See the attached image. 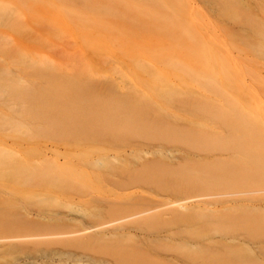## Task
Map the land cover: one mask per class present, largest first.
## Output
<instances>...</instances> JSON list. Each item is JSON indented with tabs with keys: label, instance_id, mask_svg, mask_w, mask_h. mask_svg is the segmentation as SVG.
<instances>
[{
	"label": "rangeland",
	"instance_id": "rangeland-1",
	"mask_svg": "<svg viewBox=\"0 0 264 264\" xmlns=\"http://www.w3.org/2000/svg\"><path fill=\"white\" fill-rule=\"evenodd\" d=\"M199 2L0 0V236L42 234L50 229L49 224L45 225L47 217L68 221L84 213L92 214L100 208L106 214L104 219L108 220L114 210L109 204L121 200L117 199L121 194L123 199L124 194L135 191L154 195L171 188L184 189L190 187L189 184L200 186L189 189L197 194L207 190V180L208 184H213L209 178L217 174V170L205 171L200 168L202 165L190 167L182 163L180 167L168 166L170 160L167 158L170 157L166 155L159 158L168 161L166 171L160 177L161 183L155 180L157 177L145 176L142 181L137 178L131 180L128 175L115 179L110 176L112 180L108 181L106 173L113 172L108 165H105L107 168L94 163L91 166L92 162L102 161L107 155L133 162L132 158L137 156L132 157V154L129 157V148L135 141L147 144L145 149L151 150L159 146L180 148L172 139L167 141L169 132L172 133L170 137H177L197 130L190 121L191 124L194 121L210 126L212 122L227 118L238 121L237 117L247 112L254 118L258 117L248 104L259 102L264 107V85H252L251 75L243 74L238 80L235 76L225 79L219 74H202L187 68L185 62L190 55V47L196 43L205 47L212 45L217 55H226V59L237 60L247 56L240 51L242 49L239 50L240 43L236 42L244 39L241 37L243 33L231 22L211 16ZM153 19H164L166 31L162 26L161 29L158 27L160 30L156 27L158 22L154 27ZM212 19L216 23H208ZM135 27L138 31L134 30ZM132 35L136 38H131ZM119 38L124 42L131 38L130 42L133 40L147 54L153 55L157 43L165 45L168 62L178 66L184 74H129L115 45L110 44H117ZM93 44L99 52L91 50ZM156 55L159 56L158 53ZM178 59L182 60L183 63L179 60L182 65ZM245 59L250 67L254 66L259 79L264 80V61H258L257 66L247 57ZM41 64L46 66L45 74H34L31 68H38ZM164 86L169 90L166 96L161 92ZM51 88L57 90L48 91ZM239 88L249 95L247 100L253 99L252 103L250 100L242 101L236 93ZM53 99H59L62 106L43 107L42 101ZM238 102L242 109L233 110L231 106ZM120 103L127 106L126 110H118ZM218 104L222 105V113L226 115L222 116L216 110ZM136 112L143 113L149 131L131 127L129 118L122 116L123 113ZM186 120L190 121L184 124ZM124 125L131 127L130 130H120ZM117 132L122 138L114 135ZM161 136L166 141L149 138ZM115 138L118 141L114 142ZM149 157L152 155L142 159V164ZM157 157L150 159L157 162ZM138 160L136 162H142ZM104 162L118 166L117 161L111 159ZM154 168H159L158 173L163 171V167ZM22 170L44 174V178L34 173L23 175ZM208 191L224 194L235 189L222 184L211 186ZM221 198L228 199L216 196L217 200ZM213 219L209 221L198 216L190 221L194 236L203 241L209 237L217 241L222 240L221 234H228L224 237L229 238L235 233L241 238L248 233L235 222V217L225 214ZM145 220L132 224L140 231L148 229L157 233L165 227L157 221ZM189 225L183 229L189 230ZM30 226L34 229L30 230ZM187 231L183 232L186 237L192 233L191 229L189 233ZM242 232L245 233L240 236ZM249 232L255 240L264 239V221L256 222ZM143 234L148 235L145 231ZM245 236L242 239L246 241L249 238ZM74 238L61 235L2 241V245L13 242L16 247L11 251L0 249V264H59V260L67 259L61 253L77 255L80 258L77 264H171L168 262L170 257L179 264H239L236 256L244 252L233 242H228L231 247L215 245L196 251L160 244L144 248L136 238L127 237L80 246L73 244ZM194 240L197 241L195 237ZM72 256L68 257L70 262ZM72 262L75 263L74 260Z\"/></svg>",
	"mask_w": 264,
	"mask_h": 264
},
{
	"label": "bare ground",
	"instance_id": "bare-ground-1",
	"mask_svg": "<svg viewBox=\"0 0 264 264\" xmlns=\"http://www.w3.org/2000/svg\"><path fill=\"white\" fill-rule=\"evenodd\" d=\"M199 1V3L204 6L205 10H207L211 14V16H214L215 18L217 17L219 21L231 22L234 25L235 29L243 33L241 37H243L244 39L240 41V39L237 38L239 40H236L237 43H240L238 48L239 50L242 49L240 51L243 52L245 56L247 55L246 57L252 60L253 63L259 66V63L257 62L264 61V0ZM163 7H166L165 4ZM141 21H139V24L143 22ZM153 21L154 27L158 22V25L160 26L157 25L156 27L160 28L162 26L163 30L165 29L166 31V21H164V19H153L152 22ZM211 22L214 23L215 21L212 19L208 23ZM148 26L150 25H147V27ZM136 27H139L138 24L136 25ZM136 27L134 28V30L138 31V28L136 29ZM163 30L162 32L164 33ZM136 31H134V33ZM130 37L136 38L133 35ZM122 38H119V41ZM131 38L130 40L126 38V40H129L127 42L124 38L125 42L122 39L121 42L118 41L119 44L118 42L117 44L114 42H110L111 45L114 44L116 46L115 47L113 45L114 48H116L117 54L122 58V62L130 71L129 74H184V72L178 66L168 62L166 57L165 45L157 43V50H155L156 53L154 52L155 55H153V53L147 54V52L139 47V45L135 44L133 40L132 42H130ZM91 47V50H93L94 52H99V48L95 44H93ZM190 50V55L185 63L187 68L191 69L193 72H201L202 74L209 75L219 74L220 77L222 76L225 79L231 76H235L237 77V80L241 75L247 74L251 75L253 78L252 85H264V80L259 79V77L257 76V71L253 69L254 66L250 67L249 64H247V59H245L246 57L237 60H230L231 58H229L228 56L227 58L229 59H226V55L225 57H219L217 50L212 45L210 47H205L199 43H196L194 46L190 47ZM157 53L159 56L156 55ZM179 60L180 59H178V63L180 61L182 62V60ZM179 64L182 65L181 63ZM31 69L35 71L34 74H45L44 71L46 70V66L41 64L38 68L33 67ZM237 86L241 87L239 83L237 84ZM44 89L46 88L44 87ZM56 90L57 88L48 89V91ZM161 92L164 94V96H166V93L169 92V90H167L166 86H164L163 91ZM236 93L238 94V96H240L243 102H245L248 98L247 96H249L241 88H239ZM249 100L250 98L246 102H249ZM60 102L61 101L59 99H53L49 102L42 101V104L43 107L44 105H46L52 108H58L60 107V105L62 106V102ZM252 102L253 99L250 100V103ZM252 104H248V106H251V110L254 109L257 112L258 117L256 118L252 117L250 113L247 112L246 114H240V116L237 117L238 121H233L227 118L222 119L221 122H212L210 123V126L204 123H196L194 121L193 124H191L192 122L190 120L184 121V124L190 121V125L196 126L198 129L177 137H170L172 136V133L169 132L170 136H168L169 138L167 139V141L172 139L173 142L180 146V148L170 146L168 148H165L159 146L151 150L148 148L145 149V145L146 147H148L147 144H140L138 143V141H135L130 145L132 148H129V150L131 151H129L131 153H129V157L132 154V157H138L143 152L142 155H140V159V156L138 158H132L133 162L128 163L125 159L124 161L123 158L122 160H119L121 158H118L117 156L115 158L113 157V155H107L102 160L103 162L101 160H96L91 164V166H94V164H96L101 166L103 165L104 167H106L105 165H108L112 169L113 172L108 171L106 173V176L109 177L106 180L110 179V176H113L112 178L115 179L121 175H128V178L131 180H133V178H137L144 181V177L149 176L157 177V179L155 180L160 183L162 182V179L160 177H162L164 171H166L167 160L165 161L164 159V162L162 161L163 159L160 160L159 158H163L165 155L166 157H170L167 158L168 160H170L169 162L167 161L168 166L177 165L180 167L183 164L190 165V167H197V165H202L200 166V168L205 169V171H214V169L217 170V174L214 173L209 178L213 184H208L207 180V190L205 192L200 191L202 194H193L194 190H189L192 187H200L196 184H193L194 186L189 184L190 187H184V189L171 188L169 189V191H165V193L155 194L151 191L152 193H154V195H150V193L148 194V192L146 191H142L143 194L137 191L130 192L124 194L125 200L122 197L123 194H121L120 197L119 195L117 196V199L119 200V198H122L121 200L123 202L119 200L117 202H112L116 204H109L113 207L114 210L111 214H109L110 218L108 220L104 219V216L106 214H104V210L102 208L96 209L92 214L84 213L80 217L70 219L68 221L47 217L45 225L49 224L50 229H48L45 233H36L30 236H0V243L2 241H13L22 238L28 239L38 238L39 236L55 237L63 235L76 237L74 238L76 240L75 242H73L74 245L86 246L93 242L97 243L100 241H110L116 239L121 240L127 237V239L136 238L135 240H137V242L142 247L144 246V248H149L150 246H154V244H160L162 246L169 245V247L171 245V248H175L176 245V247H182L181 249L184 250L196 249V251H200L207 250L215 245L231 247L232 244H228V242H233L236 243V246H233L241 247L244 251L243 254H238V256H236V258H238L239 264H264V239L255 240V238H253V236L249 232L254 228L256 222L264 221V107L260 106L259 102L256 103V105L254 104V106L256 107L252 106ZM221 106V104H218V108L216 110L220 113V115L224 116L226 114L222 113L223 107ZM231 107L233 108V110L239 111L243 106H241V104L238 102V104H235V106L233 105ZM231 107L230 109H232ZM119 108L122 110H126L127 106L120 103L118 104V110ZM122 116L126 119L129 118L132 125L131 127H137V130H145L146 132L149 131L150 128L145 122L142 112L127 114L123 113ZM131 127L124 125L120 127V130H130ZM134 128L133 131H135ZM155 134H153V136H155ZM114 135H117V137L120 136L122 138V136L119 135V132L115 133ZM163 137L164 136L149 138L155 139L157 141H166V138ZM115 141L118 140L116 139L114 140V142ZM127 148L128 147H126V150ZM204 151L206 153L202 154V152ZM144 154L145 156H143ZM151 155L153 158L158 156L157 158L159 160H156L157 162H152L153 160L150 159L152 157H149L147 160L149 161V163L144 160V163H146L142 164V159L147 158ZM117 158L119 161L117 160ZM107 159H111L113 160V162L117 161L118 166H112L111 164L104 162L105 160L107 161ZM138 159L142 160V162H140ZM137 160L141 164L139 162H136ZM122 161H124L125 163ZM134 163H136L137 166H141L139 168H136L137 166L136 164L134 165ZM129 164L135 166V168L131 165V167L129 168ZM154 167H163L161 168L163 171L158 173L157 169L159 168ZM131 168L135 171H133ZM21 172L23 175L25 173H34V175H37L40 178H44V174L35 171L22 170ZM18 175H21V173ZM14 180L15 177L12 181ZM111 180L112 179L108 181ZM222 184L225 187L234 188L235 191L226 192L224 194H213V191H208L209 187H214V185L222 186ZM202 185L205 186L204 184ZM216 196H224L228 199L221 198L220 200H217ZM121 203H125L126 205ZM225 214L231 217H235V222H238L239 225L243 229H245V231H248L249 234L247 233L246 236H244L245 238H249L248 240L250 241H245L244 239H242L244 238L243 235V237L241 238L238 237L239 235L235 236V233L230 234L228 236L229 238L224 237L226 234H221L222 240L219 239L217 241L211 240L210 237L208 238V240L206 239L203 241L199 239L200 237L196 238V236H194V230L192 232L191 228L192 225H189L191 224L190 221H192L194 218L203 216L209 219V221L210 219L212 221L213 218L217 219L218 215ZM150 219L157 221L165 226L161 232H149V230L146 229L144 231L148 235H144V231H140V229L132 224L140 220L147 221ZM32 222L36 223L35 221ZM209 224H207L206 226H208ZM185 225H189L192 233H189L190 229L188 230L187 228H185ZM211 225L213 226V224ZM183 226H185L184 229ZM200 226L199 228H202V225ZM30 227V230L34 229V227L32 226ZM104 228L107 229L106 232L98 231ZM185 229L186 231H189L187 232L189 233L188 236L190 238V235L193 234V239L191 238L192 240H190L188 236V238L186 237V235L184 236L185 233L183 232L185 231ZM194 229L197 228L194 227ZM137 232L139 234H137ZM244 233L245 232L240 233V236ZM237 234L239 233L237 232ZM180 235L181 237L184 236L186 239H177V237H180ZM194 237L195 239H197V241L194 240ZM237 237L240 239H238ZM15 247L16 244H14L13 242H9L5 245L0 244V249L2 248L5 251L14 250ZM61 255H66L67 259L65 258L59 260L61 261L59 262V264L80 263V258L77 255L72 256L71 253H61ZM69 256H72V260H74L75 263H73L72 260L71 262L69 261ZM158 258L162 260L165 259L160 258L159 256ZM168 260V262H171V264H179L173 257H170ZM186 264L190 263L187 262Z\"/></svg>",
	"mask_w": 264,
	"mask_h": 264
}]
</instances>
